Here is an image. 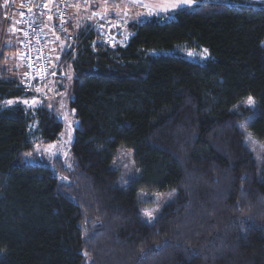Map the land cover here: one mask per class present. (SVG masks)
Masks as SVG:
<instances>
[{"label": "trees", "instance_id": "16d2710c", "mask_svg": "<svg viewBox=\"0 0 264 264\" xmlns=\"http://www.w3.org/2000/svg\"><path fill=\"white\" fill-rule=\"evenodd\" d=\"M128 29L124 47L85 28L64 51L70 170L25 159L34 138L57 140L50 110L0 107V264H264V159L248 150L264 148V6L199 3ZM18 82L0 70V105L26 96ZM121 147L138 171L125 186ZM171 191L147 224L140 198Z\"/></svg>", "mask_w": 264, "mask_h": 264}, {"label": "rangeland", "instance_id": "374dc122", "mask_svg": "<svg viewBox=\"0 0 264 264\" xmlns=\"http://www.w3.org/2000/svg\"><path fill=\"white\" fill-rule=\"evenodd\" d=\"M4 0H0V4ZM129 1L131 5H126ZM193 0L192 4L199 3H224L228 0ZM244 3L260 4L264 6V0H241ZM73 9L70 12L69 27L66 33L54 35L50 29L46 30L49 40V47L52 56L53 70H56L57 77L49 79L38 93H25L26 96L11 103L3 102L1 108H9L19 105L26 112L34 113L38 108L44 106L50 110L61 123L62 130L56 141L52 143H43L39 138H34L33 150L25 155L27 162L32 164H41L51 167L52 161L60 159L63 166L70 170L73 166L71 158V146L74 140L77 120L74 112L69 107L72 99V73L68 67L64 75L60 74L62 69V56L64 51L68 50L73 44V37L82 29L89 28L93 22L92 14L105 13L108 18L118 20L126 30L124 39L130 38L131 33L128 26L133 23H140L151 17L160 18L162 21L172 19L173 12L179 9H192L194 7H185L182 0H87V6L80 11L81 0H71ZM191 4V5H192ZM114 5V6H113ZM141 5V6H140ZM115 8V9H114ZM3 8L0 6V53L3 57L0 62V70H7L9 76L20 80L21 62L19 60V32L16 25V17L13 14L7 21L3 19ZM98 42V41H97ZM99 43V42H98ZM103 45L102 43H99ZM104 46V45H103ZM264 48V41L261 44ZM105 47V46H104ZM177 53L186 57L192 62H203L207 59V54L203 50H190L187 47H179ZM191 53V55H189ZM246 100L243 105L249 106ZM35 129V123L31 125V130ZM248 150L252 153L257 164L262 162L264 148L256 141L250 142ZM114 170L118 167L120 172L119 184L127 185L132 178L138 175L134 166L131 151L124 147L119 148L114 157ZM142 195V194H140ZM174 197V192L163 194H143L140 198V211L147 224H151L157 213L164 204L170 202ZM143 198V199H142ZM147 204H151L147 206ZM150 214V215H146Z\"/></svg>", "mask_w": 264, "mask_h": 264}, {"label": "built area", "instance_id": "2783aa9c", "mask_svg": "<svg viewBox=\"0 0 264 264\" xmlns=\"http://www.w3.org/2000/svg\"><path fill=\"white\" fill-rule=\"evenodd\" d=\"M87 6L81 0L80 11ZM3 19L7 21L12 13L16 17L19 32V60L21 76L18 87L24 93H38L45 83L57 77L53 70L52 56L46 30L54 35H62L68 30L71 0H4ZM92 14L93 22L87 28L96 41L114 49L124 47L129 38L124 39L126 30L118 20L108 18L105 13Z\"/></svg>", "mask_w": 264, "mask_h": 264}, {"label": "snow or ice", "instance_id": "6c2138e0", "mask_svg": "<svg viewBox=\"0 0 264 264\" xmlns=\"http://www.w3.org/2000/svg\"><path fill=\"white\" fill-rule=\"evenodd\" d=\"M183 3L191 5L193 3V0H182ZM189 55H191V53H189ZM8 103H11V101H9ZM249 106H252L254 104V101L251 97L248 98V102ZM146 215H150V214H146Z\"/></svg>", "mask_w": 264, "mask_h": 264}, {"label": "crops", "instance_id": "0c3cea01", "mask_svg": "<svg viewBox=\"0 0 264 264\" xmlns=\"http://www.w3.org/2000/svg\"><path fill=\"white\" fill-rule=\"evenodd\" d=\"M197 1H198V0H197ZM197 1H196V2H197ZM126 3H128V4H126V5H129V6L131 5V3H129V1H126ZM113 6H114V5H113ZM140 6H141V5H140ZM194 6H196V4H192V5H188V4H186L184 8L194 7ZM114 9H115V8H114ZM179 10H180V9H179Z\"/></svg>", "mask_w": 264, "mask_h": 264}]
</instances>
